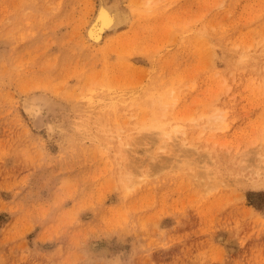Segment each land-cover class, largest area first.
<instances>
[{
    "label": "rangeland",
    "instance_id": "1",
    "mask_svg": "<svg viewBox=\"0 0 264 264\" xmlns=\"http://www.w3.org/2000/svg\"><path fill=\"white\" fill-rule=\"evenodd\" d=\"M116 1L0 0V264H264V0Z\"/></svg>",
    "mask_w": 264,
    "mask_h": 264
},
{
    "label": "bare ground",
    "instance_id": "2",
    "mask_svg": "<svg viewBox=\"0 0 264 264\" xmlns=\"http://www.w3.org/2000/svg\"><path fill=\"white\" fill-rule=\"evenodd\" d=\"M131 11L118 1L100 0L93 16L84 30L85 38L92 43H100L110 31H118L133 23Z\"/></svg>",
    "mask_w": 264,
    "mask_h": 264
}]
</instances>
